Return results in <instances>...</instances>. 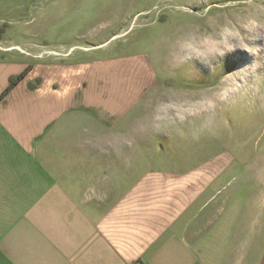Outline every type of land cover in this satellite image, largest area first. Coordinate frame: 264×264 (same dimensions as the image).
I'll return each instance as SVG.
<instances>
[{
	"label": "crops",
	"instance_id": "crops-1",
	"mask_svg": "<svg viewBox=\"0 0 264 264\" xmlns=\"http://www.w3.org/2000/svg\"><path fill=\"white\" fill-rule=\"evenodd\" d=\"M31 39L0 44V264H257L209 175L145 162L143 55Z\"/></svg>",
	"mask_w": 264,
	"mask_h": 264
},
{
	"label": "rangeland",
	"instance_id": "rangeland-1",
	"mask_svg": "<svg viewBox=\"0 0 264 264\" xmlns=\"http://www.w3.org/2000/svg\"><path fill=\"white\" fill-rule=\"evenodd\" d=\"M251 19H264V0H0V44L25 36L44 43L60 35L90 42L106 56L143 55L157 83L136 124L162 97H168L170 114L181 118L135 136L144 139L145 162H161L165 174L209 175L208 192L217 199L208 206L236 209L238 231L250 230L257 264H263L264 29L246 32ZM229 21L239 26L247 49L167 63L169 56L179 58L184 35ZM209 98L214 109H208Z\"/></svg>",
	"mask_w": 264,
	"mask_h": 264
},
{
	"label": "clouds",
	"instance_id": "clouds-1",
	"mask_svg": "<svg viewBox=\"0 0 264 264\" xmlns=\"http://www.w3.org/2000/svg\"><path fill=\"white\" fill-rule=\"evenodd\" d=\"M243 27L247 29L246 32L250 33L256 32L257 29H264V19H251ZM234 47L247 49L248 45L245 43V37L241 34L239 26L229 21L221 23L215 31H191L184 35L176 49L179 58L169 56L167 63H179L188 57L203 59L222 56L225 50ZM168 102V97H162L151 105L148 114L137 123L135 134L150 135L174 124L177 119H181L175 114H170V110L165 108ZM206 104L208 109H214L216 101L209 98Z\"/></svg>",
	"mask_w": 264,
	"mask_h": 264
},
{
	"label": "trees",
	"instance_id": "trees-1",
	"mask_svg": "<svg viewBox=\"0 0 264 264\" xmlns=\"http://www.w3.org/2000/svg\"><path fill=\"white\" fill-rule=\"evenodd\" d=\"M23 76H24V74H21V75H19L17 77L12 78L7 90L11 89L18 81H20L23 78Z\"/></svg>",
	"mask_w": 264,
	"mask_h": 264
}]
</instances>
